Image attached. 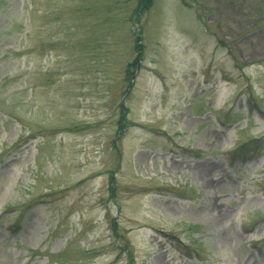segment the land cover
Returning <instances> with one entry per match:
<instances>
[{
	"label": "rangeland",
	"instance_id": "obj_1",
	"mask_svg": "<svg viewBox=\"0 0 264 264\" xmlns=\"http://www.w3.org/2000/svg\"><path fill=\"white\" fill-rule=\"evenodd\" d=\"M185 1L0 0V264H264V0Z\"/></svg>",
	"mask_w": 264,
	"mask_h": 264
},
{
	"label": "trees",
	"instance_id": "obj_2",
	"mask_svg": "<svg viewBox=\"0 0 264 264\" xmlns=\"http://www.w3.org/2000/svg\"><path fill=\"white\" fill-rule=\"evenodd\" d=\"M183 5L186 7H192L191 4H188L185 0H180ZM246 2H249L248 0ZM153 0H137L135 7L132 10V18L134 20L138 21V18L145 14L152 6ZM249 4V3H247ZM141 39L138 35L134 37V42L132 45L133 50V58L130 62L127 63L125 68V83L126 87L124 89L123 94L127 95L132 87H133V81L135 79L136 72L140 69L141 62L143 59V46L140 43ZM218 43L221 45L223 44L220 40H218ZM124 119V115L121 114V119L119 120L120 124V131L123 128L122 120ZM124 121V120H123Z\"/></svg>",
	"mask_w": 264,
	"mask_h": 264
}]
</instances>
